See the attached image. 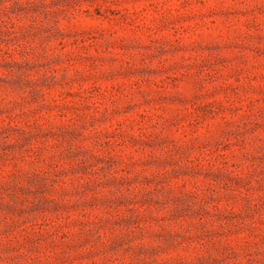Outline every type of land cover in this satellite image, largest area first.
<instances>
[{
    "label": "rangeland",
    "instance_id": "1",
    "mask_svg": "<svg viewBox=\"0 0 264 264\" xmlns=\"http://www.w3.org/2000/svg\"><path fill=\"white\" fill-rule=\"evenodd\" d=\"M0 264H264V0H0Z\"/></svg>",
    "mask_w": 264,
    "mask_h": 264
}]
</instances>
